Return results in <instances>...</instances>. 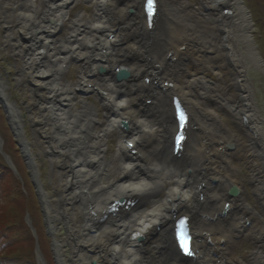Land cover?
Listing matches in <instances>:
<instances>
[{
  "label": "bare ground",
  "instance_id": "obj_1",
  "mask_svg": "<svg viewBox=\"0 0 264 264\" xmlns=\"http://www.w3.org/2000/svg\"><path fill=\"white\" fill-rule=\"evenodd\" d=\"M78 1L0 0L4 44L29 84L26 107L49 158L53 192L40 178L20 110L1 76L0 92L38 180L48 228L65 227V237L54 240L59 264H68L67 249L70 264H241L229 255L235 236L248 229L264 243V225H255L261 215L231 165L246 149L203 105L215 102L246 128V154L259 159L253 181L264 210V119L245 66L262 67L263 59L245 0H201L203 11L184 0H155L151 24L146 0H84L92 16L70 17ZM191 62L215 69L228 63L237 97L204 79L183 80ZM73 65L77 79L67 82ZM119 71L126 76L119 79ZM92 94L105 112L102 121L88 104ZM175 96L188 113L176 154ZM182 216L193 234L191 258L176 244L175 222ZM253 261L264 264L262 246Z\"/></svg>",
  "mask_w": 264,
  "mask_h": 264
},
{
  "label": "rangeland",
  "instance_id": "obj_2",
  "mask_svg": "<svg viewBox=\"0 0 264 264\" xmlns=\"http://www.w3.org/2000/svg\"><path fill=\"white\" fill-rule=\"evenodd\" d=\"M35 1L41 4V0ZM184 1L189 3L190 9L204 10L201 0ZM245 4L251 12L252 34L263 59L262 67H256L250 62L245 66L248 70L247 75L253 89L255 103L264 119V0H245ZM127 10L128 13L131 11V9ZM80 13L85 17L92 16V4L84 0L78 1L70 17ZM65 33V27L61 26L58 34L63 36ZM4 38L5 28L0 21V76L6 86L9 100L20 110L25 136L40 168V178L47 190L53 192L50 186L49 158L34 138L33 123L26 107L29 84L21 78L22 75L19 73L22 68L21 64L18 58L7 50ZM183 70V80L190 76L204 79L212 85L218 84L217 89L221 93L229 97H237L239 89L228 63L221 64L215 69L191 62L187 63ZM77 75L76 65H73L65 74L64 80L74 82ZM87 101L88 104L98 109L100 120H104L105 112L98 96L92 94ZM203 107L210 114H214L225 129L236 137L243 150L246 149L232 156L231 165L243 183L247 202L261 215L257 216L255 225H264V210L257 199L253 181L255 162H259V159L254 157L253 161L246 154L250 148V137L246 128L228 110L215 102L208 101ZM116 138V134L112 136L113 142L110 145L112 151L116 149ZM20 143L21 139L12 125L6 100L0 92V264H59L54 240L65 237V227L60 224L56 233L49 230L39 183L30 162L24 158L23 145ZM5 155L10 157L12 163L6 159ZM261 246L264 248V243L259 244L247 229L230 241L229 255L238 263L255 264L253 256ZM65 255L70 264L69 249L65 251Z\"/></svg>",
  "mask_w": 264,
  "mask_h": 264
},
{
  "label": "water",
  "instance_id": "obj_3",
  "mask_svg": "<svg viewBox=\"0 0 264 264\" xmlns=\"http://www.w3.org/2000/svg\"><path fill=\"white\" fill-rule=\"evenodd\" d=\"M126 76V72L125 71H119L118 74V78H124ZM230 194H236L237 193V189L233 186L231 187V189L229 190Z\"/></svg>",
  "mask_w": 264,
  "mask_h": 264
},
{
  "label": "snow or ice",
  "instance_id": "obj_4",
  "mask_svg": "<svg viewBox=\"0 0 264 264\" xmlns=\"http://www.w3.org/2000/svg\"><path fill=\"white\" fill-rule=\"evenodd\" d=\"M153 7H154L153 0H148V10H149L150 15L152 13ZM181 116L183 118V114H181Z\"/></svg>",
  "mask_w": 264,
  "mask_h": 264
}]
</instances>
